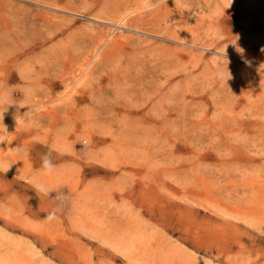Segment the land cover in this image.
<instances>
[{
    "label": "rangeland",
    "instance_id": "rangeland-1",
    "mask_svg": "<svg viewBox=\"0 0 264 264\" xmlns=\"http://www.w3.org/2000/svg\"><path fill=\"white\" fill-rule=\"evenodd\" d=\"M0 264H264V0H0Z\"/></svg>",
    "mask_w": 264,
    "mask_h": 264
},
{
    "label": "clouds",
    "instance_id": "clouds-1",
    "mask_svg": "<svg viewBox=\"0 0 264 264\" xmlns=\"http://www.w3.org/2000/svg\"><path fill=\"white\" fill-rule=\"evenodd\" d=\"M231 3H232V0H231ZM234 43H235V42H234ZM43 167H44L46 170H49V171L54 167V165L52 164L51 159H50L49 157H47V156H45V157L43 158Z\"/></svg>",
    "mask_w": 264,
    "mask_h": 264
}]
</instances>
